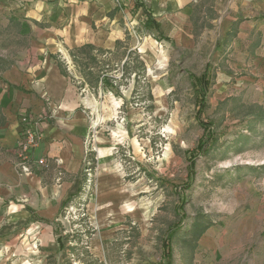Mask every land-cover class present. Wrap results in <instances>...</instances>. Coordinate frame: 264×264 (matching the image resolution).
I'll use <instances>...</instances> for the list:
<instances>
[{
	"label": "rangeland",
	"instance_id": "1",
	"mask_svg": "<svg viewBox=\"0 0 264 264\" xmlns=\"http://www.w3.org/2000/svg\"><path fill=\"white\" fill-rule=\"evenodd\" d=\"M124 3L113 31L93 25L94 60L78 56L92 129L77 195L0 264H264V13L222 0L198 36L185 17L161 34Z\"/></svg>",
	"mask_w": 264,
	"mask_h": 264
},
{
	"label": "crops",
	"instance_id": "2",
	"mask_svg": "<svg viewBox=\"0 0 264 264\" xmlns=\"http://www.w3.org/2000/svg\"><path fill=\"white\" fill-rule=\"evenodd\" d=\"M124 1L126 9L141 8L143 20L150 18L161 34L163 23L185 17L198 36L212 26L199 21L204 8H216L222 0H141L140 6L139 0H117ZM230 4L256 6L257 13H264V0H229L227 10ZM121 9L116 0H0V37L13 40L7 50L0 44V260L27 250L34 240L44 242L48 226L77 195L92 128L76 88L85 79L80 81L82 66L74 54L78 47L95 45L93 25L106 22L113 31L125 18ZM240 25H233L235 38L249 39ZM28 124L41 139L23 160L20 144ZM41 159L48 169L38 165ZM38 228L41 238L34 234Z\"/></svg>",
	"mask_w": 264,
	"mask_h": 264
},
{
	"label": "built area",
	"instance_id": "3",
	"mask_svg": "<svg viewBox=\"0 0 264 264\" xmlns=\"http://www.w3.org/2000/svg\"><path fill=\"white\" fill-rule=\"evenodd\" d=\"M27 121V119H25ZM40 135H38L35 128H33L32 124H28L27 127L23 130V138L21 141V158L23 160L28 159V153L31 149L37 146L38 142L40 141ZM38 165L44 169L49 168V164L45 159H41L38 161Z\"/></svg>",
	"mask_w": 264,
	"mask_h": 264
},
{
	"label": "trees",
	"instance_id": "4",
	"mask_svg": "<svg viewBox=\"0 0 264 264\" xmlns=\"http://www.w3.org/2000/svg\"><path fill=\"white\" fill-rule=\"evenodd\" d=\"M90 52L89 54V58L92 60H94V55H93V51H95V47L94 46H92V45H85V46H83V47H81V48H79V49H77L76 50V52H75V54H74V57H75V62H77V63H79L78 61H79V58H78V56L80 55V54H82V53H87V52ZM80 65H81V63H80ZM79 65V66H80ZM82 66V65H81ZM83 68H85V69H88V70H90L91 68H89V67H83ZM82 72V71H81ZM87 75H89V76H92L93 75V73H87ZM206 76V75H205ZM203 77V81L206 79V77ZM86 82H87V84H89V85H91V80H89V81H87L86 80ZM98 82H100V80H98Z\"/></svg>",
	"mask_w": 264,
	"mask_h": 264
}]
</instances>
